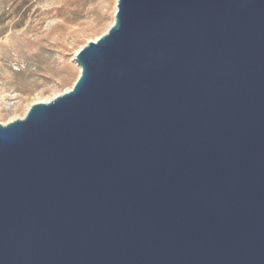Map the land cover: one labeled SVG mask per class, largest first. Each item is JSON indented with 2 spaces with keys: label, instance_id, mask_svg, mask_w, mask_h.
I'll return each instance as SVG.
<instances>
[{
  "label": "water",
  "instance_id": "obj_1",
  "mask_svg": "<svg viewBox=\"0 0 264 264\" xmlns=\"http://www.w3.org/2000/svg\"><path fill=\"white\" fill-rule=\"evenodd\" d=\"M75 61L0 123V264H264V0H118Z\"/></svg>",
  "mask_w": 264,
  "mask_h": 264
},
{
  "label": "rangeland",
  "instance_id": "obj_2",
  "mask_svg": "<svg viewBox=\"0 0 264 264\" xmlns=\"http://www.w3.org/2000/svg\"><path fill=\"white\" fill-rule=\"evenodd\" d=\"M118 0H0V123L72 88L75 54L115 21Z\"/></svg>",
  "mask_w": 264,
  "mask_h": 264
},
{
  "label": "bare ground",
  "instance_id": "obj_3",
  "mask_svg": "<svg viewBox=\"0 0 264 264\" xmlns=\"http://www.w3.org/2000/svg\"><path fill=\"white\" fill-rule=\"evenodd\" d=\"M75 56H76V54H75ZM69 90H70V89H69ZM53 98H54V97H53ZM53 98H52V99H53ZM39 102H46V103H47V102H49V100H48V101H42V100H41V101H37V102H35V103H39Z\"/></svg>",
  "mask_w": 264,
  "mask_h": 264
}]
</instances>
